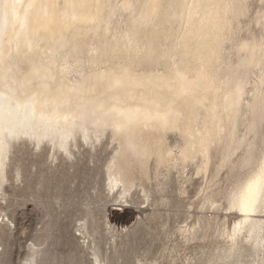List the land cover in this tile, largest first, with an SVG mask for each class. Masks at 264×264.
Returning a JSON list of instances; mask_svg holds the SVG:
<instances>
[{
	"label": "bare ground",
	"instance_id": "6f19581e",
	"mask_svg": "<svg viewBox=\"0 0 264 264\" xmlns=\"http://www.w3.org/2000/svg\"><path fill=\"white\" fill-rule=\"evenodd\" d=\"M257 1L258 36L250 20L243 26L251 0H0V200L19 142L46 148L51 162L110 146L109 192L128 202L136 190L148 201L145 183L165 171L184 196L199 178V209L238 214L230 226L219 221L221 257L245 242L259 258L264 133L256 150L254 115L264 111V0ZM232 166L250 168L217 196L220 174ZM249 184L255 203L245 209ZM216 218L185 220L178 232L199 239Z\"/></svg>",
	"mask_w": 264,
	"mask_h": 264
},
{
	"label": "rangeland",
	"instance_id": "374dc122",
	"mask_svg": "<svg viewBox=\"0 0 264 264\" xmlns=\"http://www.w3.org/2000/svg\"><path fill=\"white\" fill-rule=\"evenodd\" d=\"M259 11V2L251 0L249 18L244 19L251 21L256 36L260 28L254 19ZM247 34L248 30L235 33L232 40ZM258 111L254 115V129L259 132L255 149L264 133V111ZM80 151L78 159L51 162L46 148L37 151L25 141L14 146L9 180L3 186L6 199L0 200V264H25L27 259L32 264H254L255 260L264 264V246L257 258L245 242L230 258L221 257L225 244L217 233L219 221L224 219L230 226L238 214L199 209L196 194L203 185L201 179L189 182L182 196L175 175L171 173L166 180L162 171L159 181L145 183L148 201L131 190L125 202L105 185L110 146H84ZM235 167L229 174L225 170L220 174L222 180L214 188L217 196L250 168ZM200 215L218 218L212 228L203 229V237L187 242L178 227L185 220L195 223Z\"/></svg>",
	"mask_w": 264,
	"mask_h": 264
},
{
	"label": "snow or ice",
	"instance_id": "6c2138e0",
	"mask_svg": "<svg viewBox=\"0 0 264 264\" xmlns=\"http://www.w3.org/2000/svg\"><path fill=\"white\" fill-rule=\"evenodd\" d=\"M0 131H3L0 129ZM9 136H12L14 138H19L21 135H26V133H15L12 131H9L6 133ZM259 190V189H258ZM251 193H252V185L249 184L248 186V195L245 196L244 194L241 195L240 200H241V206L245 209L249 208L251 205L255 203L254 199H251Z\"/></svg>",
	"mask_w": 264,
	"mask_h": 264
}]
</instances>
